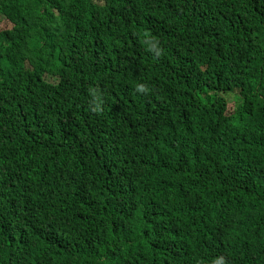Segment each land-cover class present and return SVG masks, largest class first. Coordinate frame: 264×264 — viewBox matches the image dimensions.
<instances>
[{
  "label": "trees",
  "instance_id": "16d2710c",
  "mask_svg": "<svg viewBox=\"0 0 264 264\" xmlns=\"http://www.w3.org/2000/svg\"><path fill=\"white\" fill-rule=\"evenodd\" d=\"M0 264H264V0H0Z\"/></svg>",
  "mask_w": 264,
  "mask_h": 264
},
{
  "label": "rangeland",
  "instance_id": "374dc122",
  "mask_svg": "<svg viewBox=\"0 0 264 264\" xmlns=\"http://www.w3.org/2000/svg\"><path fill=\"white\" fill-rule=\"evenodd\" d=\"M233 105H234V101H231L228 106L230 112L233 110Z\"/></svg>",
  "mask_w": 264,
  "mask_h": 264
}]
</instances>
